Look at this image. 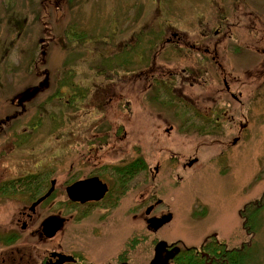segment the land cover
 Here are the masks:
<instances>
[{
    "label": "flooded vegetation",
    "instance_id": "flooded-vegetation-1",
    "mask_svg": "<svg viewBox=\"0 0 264 264\" xmlns=\"http://www.w3.org/2000/svg\"><path fill=\"white\" fill-rule=\"evenodd\" d=\"M131 1L122 0L123 19L119 10L110 6L107 35L97 41L105 44L103 48L89 39L81 45L88 48L89 53L101 49L110 54L115 53L114 49L119 50L118 72L89 66L87 57L78 56L67 68L58 69L55 77H51V83L46 70L38 74L28 72L30 81L38 80L25 85V92L16 99L19 90L9 84L8 67L0 68V264H133L127 258L126 248L140 240V235H133L119 250L116 244L109 249L87 239L89 234L97 232L98 238L105 240L107 232L102 228L79 225L80 216L109 203L117 207L130 187L154 182L160 174L161 134L174 133L175 122L180 123L181 128L187 126L186 131H189L194 124L190 117L192 111L198 114L205 135L214 136V143L220 146L225 145L217 132L220 124L225 121L236 123L238 108L227 99L238 103L242 90L238 91L237 87L238 94L234 93L231 84L235 83V78L228 79L230 73H225V57L221 56L218 47L227 35L213 42L209 40L206 24L202 21L201 3L194 4L198 11L194 24L199 30L192 37L188 31H176L174 24L162 16L163 12L174 11L169 4L172 0ZM48 12L51 19L52 13L56 14L53 21L56 27L52 24L48 27L49 32L56 34L40 38L39 43L63 46L70 38L58 34L61 29L60 19H57L59 11L53 8ZM249 12L250 15L253 13ZM142 16H145L144 20L139 19ZM68 17L71 19L64 26L65 32L82 33L74 24L72 10ZM190 23L188 21V26ZM12 30L13 26L8 25L6 32ZM3 41L5 49H0V65L14 46L12 40ZM71 41V46L67 44L62 49L78 47V41ZM256 51L264 52V49ZM35 60L33 58L32 62ZM180 61H183V67L176 66ZM211 76H214V83H211ZM3 78L8 83H4ZM180 82L183 83L181 91L177 89ZM186 84L188 91L195 85L201 87L198 95L186 94ZM170 91L176 99L164 98V93ZM36 97V111L31 113L30 102ZM157 100L164 109L177 103L181 110L177 111L174 123L170 122L169 116L159 115L156 111ZM224 103L227 107L223 108ZM143 108L148 109L149 116L142 115ZM241 115L243 120L237 122L232 145L248 126L246 114ZM159 122L168 124L163 132L156 131ZM142 124L151 125L155 132L151 148L155 152L152 156L154 167L146 163L149 156L138 131ZM127 126L133 127L135 138L129 137ZM47 137L61 140L65 147L60 149L64 152L46 155L44 142ZM129 142V150L135 149L130 160L118 163L100 159L102 155L116 154ZM111 149L114 152H110ZM67 154L74 156V160L63 171L59 162ZM46 158H49L48 162ZM191 167L187 161L181 164L183 172ZM165 177H169V173L162 176L163 185L168 184ZM81 182L88 183L82 186L79 185ZM72 185H75L71 193L74 200L66 191ZM153 196L155 194L151 193V200L145 206L151 213L161 203ZM263 199L264 193L260 198H248L237 208L236 222L231 218L229 223L225 196L219 206L227 217V229L233 234L220 237L211 232L197 247H187L179 239L169 240L167 249L177 245L181 253L194 248L201 264H238L240 258L241 264H251L254 257L251 251L256 248L255 238L261 225L259 215L264 208ZM205 210L200 208L199 215L204 216ZM221 230L223 233L224 229ZM73 231V243L64 244L62 234ZM234 233H238L236 243ZM114 235L117 242L119 237ZM170 262L173 264L174 259Z\"/></svg>",
    "mask_w": 264,
    "mask_h": 264
},
{
    "label": "rangeland",
    "instance_id": "rangeland-1",
    "mask_svg": "<svg viewBox=\"0 0 264 264\" xmlns=\"http://www.w3.org/2000/svg\"><path fill=\"white\" fill-rule=\"evenodd\" d=\"M117 1L70 0L72 14L77 16L78 23L87 29L91 28L89 24L92 22H96V26L102 24L109 15L110 4ZM198 2L201 3L202 21L206 24L205 30L209 40L213 42L227 35L218 47L221 50V56L225 57V72L230 73L227 74L228 79L235 78V83L231 84L235 90L234 93L238 94L237 87L238 91L242 90L238 103L227 99V102L233 103L238 108V113L235 114L236 123L225 121L220 124L217 132L225 140V145L220 146L214 143V136L205 135V131L200 126L198 114L194 115L193 111L191 112L190 117L194 124L189 131H186L187 126L182 125L181 128V124L175 122L174 117L177 111L181 110L177 103H171L167 109H164L159 101H156L158 105L156 111L159 115L169 116L170 122H175L176 127L174 133L168 136L162 133L159 138L160 174L154 182L146 185L138 183L130 187L126 197L117 207L109 203L101 209H90L80 216L79 220V225H87V228L104 229L107 232L105 240H100L97 232L89 234L87 239L100 246H107L109 249L116 244L119 250L126 240L135 234L140 235V240L132 242L126 248L127 258L133 264L148 263L153 255L155 236L165 241L179 239L189 247L199 245L201 240L211 232L217 233L220 237L233 234L232 230L227 229V217L223 215L219 206L224 202L222 199L227 196L229 208L226 213L229 214L228 222L231 223V218L236 222L238 207H241L248 198H255L264 193V52L256 51L264 49V0H172L170 3L174 12L167 11L162 15L174 24L176 31H188L193 37L199 30L194 24V18L198 14V11L194 9V3ZM65 4L64 0H0V40L7 38L14 44L10 49L12 55L3 60L0 68L8 67L7 71L11 73L9 84L16 88L15 90H19L15 96L16 99L25 92V85L38 80L30 81L28 72L38 74L47 68L51 83V77H55L56 71L67 68L78 56L87 57L89 66L119 71L121 57L119 50L114 49L115 53L110 54L102 52L101 49L89 53L88 48L81 47L82 42H88V36L81 37L76 31L65 32L63 26H61V35L69 36L68 43H64L63 46L58 43L50 45L37 43L38 38L51 35L50 32H46L48 27L46 19L42 18L44 10L58 8L61 13ZM252 9H256L259 13L253 12L251 16L249 11ZM25 18H27L26 22ZM139 19L144 20L145 16ZM188 21L191 22L190 26ZM12 22L15 24L13 25ZM8 24L13 26L9 34L3 31L4 26ZM96 39L101 41L103 36H96ZM71 40L78 41V47L73 51L62 49L67 44L71 46L73 44ZM98 44L101 48L105 45L103 42ZM18 50H22L23 53H15ZM235 51L247 52L251 56L244 57L240 61L234 57L232 52ZM33 58L36 59L34 62H32ZM41 58H43L42 63H40ZM158 63L163 62L158 61ZM176 66L183 67V64H176ZM164 67L166 68V63ZM211 78V83H214V76ZM3 82L8 83L6 80ZM218 83L221 85V81ZM177 89L180 91L183 89L182 82ZM200 90L201 87L195 85L188 91L186 84V94L191 92L198 95ZM164 94L167 99H176V95L171 91ZM37 100L38 97L30 102L31 113L36 111L34 105ZM226 103L222 104L223 108L227 107ZM145 105L149 104L145 103ZM194 109L196 107L192 108ZM147 112L148 109L143 108L142 115L149 116ZM241 113L246 114L248 126L242 130L240 138L232 145V138L236 136L237 122L243 120ZM184 117L186 118L187 114ZM166 125L168 124L159 122L156 131L163 132ZM138 131L141 134V143L146 147L145 150L149 156L146 163L154 167L152 156L155 152L151 149L154 146V129L151 125L142 124ZM127 132L129 137H136L133 127L127 126ZM130 142L116 154L102 155L100 159L114 160L118 163L130 160L132 154H135L134 148L129 150ZM44 144L47 148L46 155L54 156L64 152L60 149L65 147L61 144V140L47 137ZM110 152L114 151L111 149ZM194 157L198 158V162L191 169L183 172L181 170L183 161ZM73 160L74 156L70 154L62 156L59 162L60 169L67 170ZM48 161L49 158H46V162ZM168 173L169 177H165L168 184L163 185L162 176ZM63 178L64 174L61 176V179ZM127 185L130 186V181ZM151 193L155 194L153 199H162L155 211L151 213L152 216L172 213V220L162 226L155 236L148 233L145 223L147 216L143 213L145 206L151 200V197L149 198ZM200 208L206 209L204 216L199 215ZM259 219L261 225L255 238L256 248L251 251L254 254L251 264H264V208ZM220 228L224 229L223 233ZM114 234L119 237L117 242ZM74 236V231L67 235L65 232L62 234L63 243H73ZM234 236L236 238L234 243H236L238 233H234Z\"/></svg>",
    "mask_w": 264,
    "mask_h": 264
},
{
    "label": "water",
    "instance_id": "water-1",
    "mask_svg": "<svg viewBox=\"0 0 264 264\" xmlns=\"http://www.w3.org/2000/svg\"><path fill=\"white\" fill-rule=\"evenodd\" d=\"M191 163L192 161L189 164ZM170 218L171 216L168 214L161 218H155V219L150 218L147 220V222L150 227L156 229L159 226H161L163 223L168 222ZM165 247H166V243L164 241H160L155 245L154 254L149 264H167L169 258L173 255V253H176L179 250L178 248H173L171 251H169L170 255L162 256V252L165 250Z\"/></svg>",
    "mask_w": 264,
    "mask_h": 264
},
{
    "label": "trees",
    "instance_id": "trees-1",
    "mask_svg": "<svg viewBox=\"0 0 264 264\" xmlns=\"http://www.w3.org/2000/svg\"><path fill=\"white\" fill-rule=\"evenodd\" d=\"M195 249H189V251H183L178 257L175 258L176 264H201V260L197 257ZM241 259L238 264H241ZM231 263V259L229 258Z\"/></svg>",
    "mask_w": 264,
    "mask_h": 264
}]
</instances>
